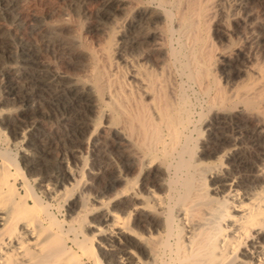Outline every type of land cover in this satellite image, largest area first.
I'll return each mask as SVG.
<instances>
[{"label": "bare ground", "instance_id": "bare-ground-1", "mask_svg": "<svg viewBox=\"0 0 264 264\" xmlns=\"http://www.w3.org/2000/svg\"><path fill=\"white\" fill-rule=\"evenodd\" d=\"M0 264H264V0H0Z\"/></svg>", "mask_w": 264, "mask_h": 264}]
</instances>
